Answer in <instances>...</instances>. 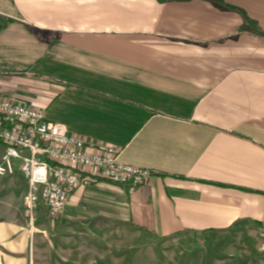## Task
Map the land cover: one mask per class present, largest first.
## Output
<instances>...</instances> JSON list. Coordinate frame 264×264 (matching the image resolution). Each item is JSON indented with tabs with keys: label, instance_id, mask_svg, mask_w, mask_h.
<instances>
[{
	"label": "crops",
	"instance_id": "obj_1",
	"mask_svg": "<svg viewBox=\"0 0 264 264\" xmlns=\"http://www.w3.org/2000/svg\"><path fill=\"white\" fill-rule=\"evenodd\" d=\"M0 97L151 172L134 192L81 187L71 218L158 237L264 226V0H0ZM26 191L0 180V264H37L46 217L31 236Z\"/></svg>",
	"mask_w": 264,
	"mask_h": 264
},
{
	"label": "built area",
	"instance_id": "obj_2",
	"mask_svg": "<svg viewBox=\"0 0 264 264\" xmlns=\"http://www.w3.org/2000/svg\"><path fill=\"white\" fill-rule=\"evenodd\" d=\"M0 179L22 175L27 181L24 217L31 232L41 216L59 218L81 187L103 179L136 191L151 172L119 160L115 147L98 146L48 121L43 110L0 97Z\"/></svg>",
	"mask_w": 264,
	"mask_h": 264
},
{
	"label": "rangeland",
	"instance_id": "obj_3",
	"mask_svg": "<svg viewBox=\"0 0 264 264\" xmlns=\"http://www.w3.org/2000/svg\"><path fill=\"white\" fill-rule=\"evenodd\" d=\"M3 152L0 143V161ZM3 203L0 194V215ZM39 228L37 264H264V226L248 222L224 231L158 237L129 222L64 213L41 219Z\"/></svg>",
	"mask_w": 264,
	"mask_h": 264
},
{
	"label": "trees",
	"instance_id": "obj_4",
	"mask_svg": "<svg viewBox=\"0 0 264 264\" xmlns=\"http://www.w3.org/2000/svg\"><path fill=\"white\" fill-rule=\"evenodd\" d=\"M187 233H178V234H175L174 236H182V235H186Z\"/></svg>",
	"mask_w": 264,
	"mask_h": 264
}]
</instances>
